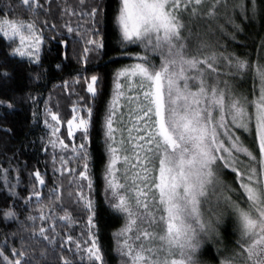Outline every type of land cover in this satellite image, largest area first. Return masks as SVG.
Here are the masks:
<instances>
[{
    "label": "snow or ice",
    "instance_id": "obj_1",
    "mask_svg": "<svg viewBox=\"0 0 264 264\" xmlns=\"http://www.w3.org/2000/svg\"><path fill=\"white\" fill-rule=\"evenodd\" d=\"M108 9L105 0H0V87L13 78L10 58L27 62L31 82L44 79L46 41L58 55L71 42L80 65L43 108L42 93L23 97L32 123L42 119L52 176L49 159L43 172L29 170L24 196L20 169L11 159L0 166V264H109L91 150L97 125L103 203L122 220L112 233L121 264H206L208 244L213 264H264V0H112ZM106 22L131 61L114 69L110 92L105 76L88 74L107 55ZM16 104L0 94V125Z\"/></svg>",
    "mask_w": 264,
    "mask_h": 264
},
{
    "label": "trees",
    "instance_id": "obj_2",
    "mask_svg": "<svg viewBox=\"0 0 264 264\" xmlns=\"http://www.w3.org/2000/svg\"><path fill=\"white\" fill-rule=\"evenodd\" d=\"M72 4H76L77 0H70ZM91 2V0H89ZM109 5V13L111 12L112 0H105ZM106 34V52L107 55H103L99 58H93L90 61L89 75L93 72L100 73L106 77V91L110 92L111 88V74L116 67H119L121 63H130L126 57H119L116 51V36L114 35V29L110 22H106L103 25ZM256 31L259 30V22L256 24ZM47 35L51 36V32L47 31ZM6 42L0 41V59L6 54V48L3 44ZM59 45L55 41H46L44 45V50L42 51L43 66L40 69L48 70L44 79L36 82H31L28 78L27 72V62L21 67L15 63V59L10 58L9 67L14 69L13 78L5 85L0 87V94H7L14 96L17 99L16 108L11 111L7 116V120L3 127H11L14 130V134H9L4 136L0 134V166L8 167L9 159L12 160V167H18L23 173L21 177V184L17 188L18 192H21L24 196H27V191H25V185L29 180V170L39 166L40 170L43 172L44 163L46 159H49L45 153L40 149V139L39 137L43 134V123L42 119L38 124L32 123V106L31 103L25 101L23 97L27 96L29 92L33 95L37 93H42L40 108H43V99H46L49 92L53 90V85L61 84L63 80L67 79L71 82V77L76 75L75 69L79 68L80 65L77 64L73 46L71 42L66 49L61 50V54H57V48ZM67 52L68 59H64L63 52ZM112 57H118V62L110 59ZM63 61V70L56 69L55 65ZM34 67V66H33ZM83 75V74H82ZM77 90L82 94L83 86H77ZM54 95L59 99L61 104V110L63 112L70 113V101L67 99V93L63 89L57 88L54 91ZM76 97H72L75 99ZM56 104V99L52 101V106ZM64 135H67L66 125L62 129ZM35 142V143H33ZM27 146V147H25ZM94 155L93 171L94 179L96 183V199L98 205L100 206V224H101V243L103 246V251L106 254V260L109 264H121L120 257L115 251V240L112 233L117 231L121 225L122 220L118 219L115 214L111 212L110 209L104 205V194H103V139L102 133L99 131V126L97 125L92 131V148ZM50 151V150H49ZM15 153V158L13 154ZM39 161V165H37ZM16 173L12 175V183H15ZM51 163L49 159L48 168V179L51 180ZM2 182V181H0ZM47 193V189L44 190ZM11 201H9L10 203ZM22 203V201H21ZM4 207V194L0 193V208ZM5 227L0 224V243L4 239ZM14 229H7V231H12ZM79 228H77V232ZM230 231V229H229ZM215 256V248L208 247L206 253H203L202 258L206 261V264H213L212 257Z\"/></svg>",
    "mask_w": 264,
    "mask_h": 264
},
{
    "label": "rangeland",
    "instance_id": "obj_3",
    "mask_svg": "<svg viewBox=\"0 0 264 264\" xmlns=\"http://www.w3.org/2000/svg\"><path fill=\"white\" fill-rule=\"evenodd\" d=\"M208 247H213L212 245L208 244V245H205V248L203 250V253H206V251L208 250Z\"/></svg>",
    "mask_w": 264,
    "mask_h": 264
}]
</instances>
